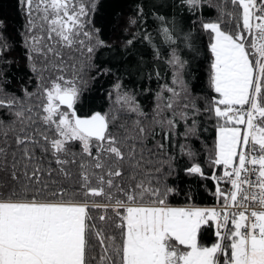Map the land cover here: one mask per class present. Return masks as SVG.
Wrapping results in <instances>:
<instances>
[{"label":"snow or ice","instance_id":"6c2138e0","mask_svg":"<svg viewBox=\"0 0 264 264\" xmlns=\"http://www.w3.org/2000/svg\"><path fill=\"white\" fill-rule=\"evenodd\" d=\"M180 2L194 16L216 10L200 19L214 95L201 104L190 91L178 40L191 49V31L180 38L157 17L166 58L150 33L125 41L147 40L170 69L151 111L118 79L109 111L78 114L86 72L110 47L93 21L99 0H16L18 39L0 19V66L22 44L33 83L12 91L0 67V264H264V0ZM142 17L137 6L128 23ZM204 114L215 129L209 172L178 142L199 139ZM178 157L213 182L217 205L170 203Z\"/></svg>","mask_w":264,"mask_h":264},{"label":"trees","instance_id":"16d2710c","mask_svg":"<svg viewBox=\"0 0 264 264\" xmlns=\"http://www.w3.org/2000/svg\"><path fill=\"white\" fill-rule=\"evenodd\" d=\"M219 2V0H214ZM137 6L143 9V17L138 19L136 25L128 23L129 17H135ZM216 10L205 7L202 14L192 15L188 12L180 0H99L98 8L93 16L96 27L100 28L102 38L110 47L100 49L92 60L94 68L87 70L84 79L87 81L83 89L81 99L77 105L78 114L85 115L93 111H109L111 101L108 93L112 91L113 85L119 79L128 90L135 91L137 99L146 111H151L153 96L158 88V83L170 82V69L164 60H155L153 47L147 40L137 38L131 46H126L125 41L131 39L134 33H150L153 43L160 47L165 58L170 48L163 42L159 29L161 21L157 17H164L167 26L175 28L177 36L191 31L193 47H185L178 40L180 55L188 61L186 79L193 96L198 97V103H203L204 97L214 95L209 88V56L207 45L209 37L200 28V19H215ZM0 19H3L8 27L9 33L14 39H18V33L22 30L23 16L19 13L16 0H0ZM14 62L4 65L5 76L10 83L8 88L19 92L21 85H26L29 90L33 83L29 81L32 73L29 71L24 56L22 44H17L13 53ZM103 69H109L103 72ZM161 72L162 78L157 82L154 73ZM100 73V75H97ZM152 79H148L149 75ZM96 77L92 79V77ZM201 122L199 139L193 137L184 141L178 138L179 143H187L193 151L197 152V160L203 164L206 172H209L206 161L207 149L214 142L215 129L212 121L207 119V114L197 117ZM119 123V121H118ZM207 128V131L203 129ZM178 131H183V125ZM151 144V141H149ZM175 154L176 150L172 149ZM186 157H178L175 171L169 177L170 186L174 187L177 194L170 197L173 206H185L194 204L199 207H212L217 204L216 198L210 193L214 191L213 182L203 180L198 176L188 175L184 171L190 164ZM216 237L214 228L202 230L201 243L211 245Z\"/></svg>","mask_w":264,"mask_h":264},{"label":"built area","instance_id":"2783aa9c","mask_svg":"<svg viewBox=\"0 0 264 264\" xmlns=\"http://www.w3.org/2000/svg\"><path fill=\"white\" fill-rule=\"evenodd\" d=\"M217 205V204H216ZM213 207V206H212Z\"/></svg>","mask_w":264,"mask_h":264}]
</instances>
